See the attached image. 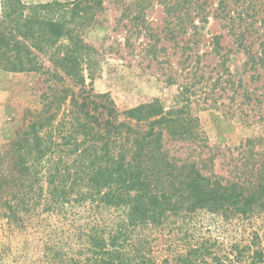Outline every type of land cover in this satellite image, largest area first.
I'll return each instance as SVG.
<instances>
[{"label": "trees", "instance_id": "16d2710c", "mask_svg": "<svg viewBox=\"0 0 264 264\" xmlns=\"http://www.w3.org/2000/svg\"><path fill=\"white\" fill-rule=\"evenodd\" d=\"M102 2L1 1L0 73L35 72L54 82L0 151V221L40 236L23 264L261 263L260 252L225 247L191 223L201 212L226 220L262 212L264 153L251 181L223 182L165 148V135L201 139L187 106L166 110L155 100L118 111L107 93H94L85 80L95 51L80 31Z\"/></svg>", "mask_w": 264, "mask_h": 264}, {"label": "rangeland", "instance_id": "374dc122", "mask_svg": "<svg viewBox=\"0 0 264 264\" xmlns=\"http://www.w3.org/2000/svg\"><path fill=\"white\" fill-rule=\"evenodd\" d=\"M80 36L95 51L93 74L85 80L94 93H107L118 111L155 100L166 110L187 106L202 140L165 135L169 155L196 160L205 174L223 182L251 181L264 153V0H103ZM39 60L63 77L47 57ZM47 77L0 73V151L40 108L41 94L54 86L53 79L44 82ZM191 225L225 247L249 246L262 254L258 264H264V210L227 220L201 212ZM29 230L0 221V264H23L36 255L34 240L40 236Z\"/></svg>", "mask_w": 264, "mask_h": 264}]
</instances>
